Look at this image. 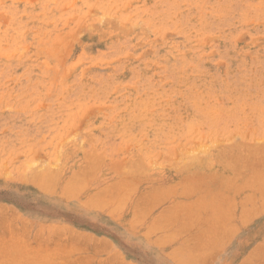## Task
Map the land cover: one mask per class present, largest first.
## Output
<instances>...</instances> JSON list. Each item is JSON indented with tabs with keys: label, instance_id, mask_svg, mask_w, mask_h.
Listing matches in <instances>:
<instances>
[{
	"label": "rangeland",
	"instance_id": "rangeland-1",
	"mask_svg": "<svg viewBox=\"0 0 264 264\" xmlns=\"http://www.w3.org/2000/svg\"><path fill=\"white\" fill-rule=\"evenodd\" d=\"M260 147L264 0H0V264H264Z\"/></svg>",
	"mask_w": 264,
	"mask_h": 264
},
{
	"label": "bare ground",
	"instance_id": "bare-ground-1",
	"mask_svg": "<svg viewBox=\"0 0 264 264\" xmlns=\"http://www.w3.org/2000/svg\"><path fill=\"white\" fill-rule=\"evenodd\" d=\"M247 147H248V146H247ZM260 148H261V151H262V149H264V147H263V148L260 147ZM247 149H248V148H247ZM249 149H250V148H249ZM249 149H248V151H249ZM248 151H247V152H248ZM254 151H255V150H254ZM250 153H251V151H250ZM262 153H263V152H262ZM256 154H257V153H256ZM259 154H260V152H259ZM263 154H264V153H263ZM263 154H261V155L263 156ZM252 155H253V154H252ZM254 155H255V154H254ZM254 155L252 156V159L255 158ZM250 156H251V155H250ZM256 156H257V155H256ZM262 156H261L260 159L263 158ZM253 157H254V158H253ZM238 158H239V156H238ZM258 158H259V156H257V158H255V159H258ZM252 159H251V160H252ZM230 160H231V159H230ZM234 161H235V160H234ZM261 162H263V161L261 160ZM234 163H235V162H234ZM253 163H254V162H253ZM256 163L258 164L257 160H256ZM239 164H240V163H239ZM257 164H256V165L254 164V167H255V166L257 167V166H258ZM236 165H237V164H236ZM249 165H251V164H249ZM259 165H260V161H259ZM245 166H246V165H245ZM260 166H261V165H260ZM230 167H231V166H230ZM249 167H250V166H249ZM251 167H253V164H252ZM232 168H233V167H232ZM237 169H238V168H237ZM252 169H253V168H252ZM254 170H255V169H254ZM263 171H264V170H263ZM257 172H258V170H257ZM260 172H262V171H260ZM233 174H234V173H233ZM77 175H78V174H77ZM199 175H200V174H199ZM212 175H213V174H212ZM238 175H239V174H238ZM83 176H84V175H83ZM209 176H210V175H209ZM214 176H215V174H214ZM217 176H218V175H217ZM217 176H216V177H217ZM235 176H236V175H235ZM253 176H254V173H253ZM38 177H39V176H38ZM76 177H77V176H75V178H76ZM79 177H80V176H79ZM79 177H77V178H79ZM202 177H203V176H202ZM256 177H257V176H256ZM259 177H261V176H259ZM259 177H258V179H259ZM33 178H34V177H33ZM73 178H74V177H73ZM84 178H86V176H85ZM208 178H209V177H208ZM214 178H215V177H214ZM245 178H246V177H245ZM246 179H247V178H246ZM251 179H252V178H251ZM263 179H264V178H263ZM34 180H35V179H34ZM46 180H47V179H46ZM70 180H71V179H70ZM72 180H73V179H72ZM75 180H76V179H75ZM75 180H73V182H74ZM87 180H88V179H87ZM260 180H261V179H260ZM52 181H53V180H52ZM125 181H126V178H125ZM258 181H259V180H258ZM78 182H79V180H78ZM80 182H81V181H80ZM83 182H84V180H83L81 183H83ZM113 182H114V181H113ZM120 182H121V181H120ZM191 182H192V181H191ZM253 182H254V181H253ZM76 183H77V182H76ZM76 183H75V184H76ZM81 183H80V184H81ZM123 183H124V182L122 181V184H123ZM126 183H127V182H126ZM249 183H250V182H249ZM254 183H255V182H254ZM36 184H37V183H36ZM66 184H67V183H66ZM111 184H112V183H110V185H111ZM122 184H121V186H122ZM187 184H188V183H187ZM259 184H260V183H259ZM261 184H262V182H261ZM261 184H260V186H261ZM46 185H47V184H46ZM81 185H82V184H81ZM124 185H125V184H124ZM172 185H173V184H172ZM174 185H175V184H174ZM71 186H73V185H71ZM78 186H79V185H78ZM112 186H113V185H112ZM119 186H120V185H119ZM178 186H179V185H178ZM191 186H192V184L190 185V187H191ZM193 186H194V185H193ZM49 187H50V186H49ZM80 187H81V186H80ZM80 187H79V188H80ZM116 187H117V186H116ZM123 187H124V186H123ZM175 187H176V186H175ZM50 188H51V187H50ZM73 188H77V187L74 186ZM82 188H84V187L82 186ZM104 188H105V186H104ZM112 188H113V187H112ZM258 188H260V187H258ZM262 188H263V187H262ZM43 189H45V187H44ZM67 189H69V188H66L65 190H67ZM110 189H111V188H110ZM119 189H120V188H119ZM183 189H184V188H183ZM183 189H182L181 191H183ZM69 190H71V189H69ZM79 190H80V189H79ZM79 190H78V191H79ZM163 190H164V189H163ZM166 190H167V189H166ZM174 190H176V188H175ZM186 190L188 191V189H186ZM194 190H195V189H194ZM194 190H192V191H194ZM258 190H259V189H258ZM45 191H46V190H45ZM113 191H114V190H113ZM170 191H171V190H170ZM106 192H107V191H106ZM108 192H110V191H108ZM111 192H112V191H111ZM111 192H110V193H111ZM116 192H117V190H116ZM161 192H162V191H161ZM185 192H186V191H185ZM261 192H262V189H261ZM102 193H103V191H102ZM163 193H164V192H163ZM182 193H183V192H182ZM188 193H189V192H188ZM188 193H187V194H188ZM190 193H191L190 195H192V192H190ZM64 194H66V193L64 192ZM68 194H69L70 196L73 195V194H70L69 192H68ZM75 194H76V193H75ZM113 194H115V193H113ZM113 194H112V195H113ZM166 194H167V193H166ZM180 194H181V193H180ZM158 195H159V194H158ZM167 195H168V194H167ZM184 195H185V194H184ZM188 195H189V194H188ZM259 195H260V194H259ZM179 196H180V195H179ZM72 197H73V196H72ZM108 197H109V196H108ZM154 197H155V195H154ZM104 198H105V197H104ZM152 198H153V197H151V199H152ZM162 199H163V198H162ZM254 199H255V198H254ZM90 200L92 201V199H90ZM107 200H108V199H107ZM107 200L105 201L106 203H107ZM111 200H112V199H111ZM263 200H264V199H263ZM98 201H99V202H98ZM100 201H102V200H97V202H98L97 205L100 203ZM112 201H113V200H112ZM112 201L109 200V202H112ZM179 201H180V200H179ZM95 203H96V202H95ZM155 203H156V201H155ZM183 203H184V201H183ZM100 204H101V203H100ZM156 204H157V203H156ZM175 204L177 205L178 203H175ZM101 205H103V204H101ZM101 205H100V206H101ZM106 205H107V204H106ZM176 205H175V206H176ZM256 205H257V204H256ZM253 207H254V206H253ZM256 207H257V206H256ZM176 209H177V208H176ZM252 209H253V208H252ZM254 209H255V208H254ZM254 209H253V211H254ZM257 211H258V210H257ZM143 212H144V211H142V214H141V213H140V214H141V215H145V212H144V214H143ZM167 212H168V211H167ZM170 212H171V211H170ZM255 212H256V211H255ZM163 213H165V212H163ZM171 213H172V212H171ZM140 214H137V215L140 216ZM160 214H161V213H160ZM172 214H174V213H172ZM172 214H171V215H172ZM248 214H249V213H248ZM162 215L164 216V214H162ZM163 216H161V217H163ZM167 216H168V215H166V216L163 217V218L165 219ZM213 216H214V215H213ZM136 217H137V216H136ZM172 217H173V216H172ZM169 218H171V217H169ZM176 218H177V217H176ZM216 218H217V217H216ZM218 218H219V217H218ZM221 218H222V217H221ZM161 219H162V218H161ZM164 219H163V221H164ZM166 219H167V218H166ZM216 220H217V219H216ZM216 220H215V221H216ZM220 220H221V219H220ZM223 220H224V219H223ZM207 221H208V220H207ZM242 221H243V220H242ZM164 222H166V221H164ZM164 222H163V223H164ZM222 222H223V221H222ZM161 223H162V222H161ZM210 223L212 224V222H210ZM220 223H221V222H220ZM181 224H182V223H181ZM217 224H218V223H217ZM221 224H222V223H221ZM157 225H158V223H157ZM159 225H160V223H159ZM213 225H214V224H213ZM223 225H224V224H223ZM153 226L155 227L156 225H153ZM208 226H210V225H208ZM165 227H166V226H165ZM218 227H220V226H218ZM218 227H217V229H218ZM158 228H159V227L157 226V228H156L155 230H157ZM160 228H162V227L160 226ZM213 228H214V227H213ZM221 228H222V227H221ZM223 228H224V227H223ZM149 229H150V228H149ZM208 229H209V228H208ZM210 229L212 230V228H210ZM224 229H225V228H224ZM219 230H220V229H219ZM224 231H225V230H224ZM225 232H226V231H225ZM178 233H179V232H178ZM212 233H213V231H212ZM177 235H178V234H177ZM177 235H176V236H177ZM221 235H222V234H221ZM225 235H226V234H225ZM225 235H224V236H225ZM209 236H210V235H209ZM215 236H216V233H215ZM217 236H218V235H217ZM217 236H216V237H217ZM204 237H205V235H204ZM202 238H203V236H202ZM219 238H220V236H219ZM211 239H212V238H211ZM186 240H187V239H186ZM208 240H209V239H208ZM208 240H207V241H208ZM101 242H102V241H101ZM104 243H105V242H104ZM104 243H103L102 248L105 246ZM108 243H109V241H108ZM101 244H102V243H101ZM101 244H100V245H101ZM203 244H204V243H203ZM210 244H211V243H210ZM216 244H217V243H216ZM205 245H206V244H205ZM203 246H204V245H203ZM216 246H218V245H215V247H216ZM97 247H98V246H97ZM179 247H180V246H179ZM215 247H214V248H215ZM102 248H101V249H102ZM183 248H184V246H183ZM185 248H186V247H185ZM185 248H184V250H185ZM193 248H194V247H193ZM195 248H196V247H195ZM198 248H199V247H198ZM262 248H263V247H262ZM98 249H99V248H98ZM180 249L182 250V248H180ZM207 249H209V248H207ZM217 249H218V247H217ZM178 250H179V249H178ZM194 250H195V249H194ZM196 250H197V248H196ZM210 250H211V248H210ZM214 250H215V249H213V251H214ZM173 251H174V250H173ZM175 251H176V250H175ZM182 251H183V250H182ZM189 251H190V250H189ZM193 252H194V251H193ZM181 253H182V252H181ZM193 254H195V253H193ZM199 254H200V253H199ZM197 255H198V254H197ZM202 255H203V254H202ZM194 256H195V255H194ZM196 257H198V256H196ZM189 258H190V256H189ZM192 258H193V256H192ZM194 258H195V257H194ZM178 259H179V258H178ZM184 259H186V257H185ZM190 260H191V258H190ZM185 261H186V260H185ZM191 261H192V260H191ZM193 261H194V260H193ZM179 262H180V261H179ZM194 263H195V261H194ZM205 263H206V262H205ZM182 264H183V260H182ZM185 264H186V262H185ZM188 264H190V263L188 262ZM198 264H199V263H198Z\"/></svg>",
	"mask_w": 264,
	"mask_h": 264
}]
</instances>
